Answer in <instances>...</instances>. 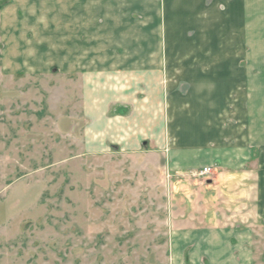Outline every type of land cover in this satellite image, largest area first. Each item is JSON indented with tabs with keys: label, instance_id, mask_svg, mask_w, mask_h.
<instances>
[{
	"label": "crops",
	"instance_id": "0c3cea01",
	"mask_svg": "<svg viewBox=\"0 0 264 264\" xmlns=\"http://www.w3.org/2000/svg\"><path fill=\"white\" fill-rule=\"evenodd\" d=\"M30 17L38 60L82 81L88 150L164 147L178 176L217 167L170 218L174 252L264 264V0H45ZM173 79L192 81L186 114L166 107Z\"/></svg>",
	"mask_w": 264,
	"mask_h": 264
},
{
	"label": "rangeland",
	"instance_id": "374dc122",
	"mask_svg": "<svg viewBox=\"0 0 264 264\" xmlns=\"http://www.w3.org/2000/svg\"><path fill=\"white\" fill-rule=\"evenodd\" d=\"M44 5L0 0V264H207L189 244L174 252L183 225L170 218L189 215L190 189L217 167L178 176L164 147L88 150L82 81L38 60L30 15ZM203 82L220 107L222 81ZM165 83L166 107L186 114L192 81Z\"/></svg>",
	"mask_w": 264,
	"mask_h": 264
},
{
	"label": "built area",
	"instance_id": "2783aa9c",
	"mask_svg": "<svg viewBox=\"0 0 264 264\" xmlns=\"http://www.w3.org/2000/svg\"><path fill=\"white\" fill-rule=\"evenodd\" d=\"M211 172H212V167L206 166V167H202L198 170L193 171L192 174L197 175V176H205V175L211 174Z\"/></svg>",
	"mask_w": 264,
	"mask_h": 264
}]
</instances>
